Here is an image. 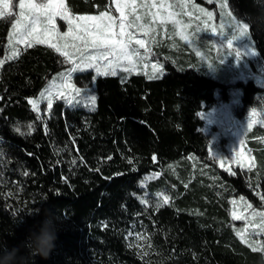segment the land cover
Masks as SVG:
<instances>
[{
    "label": "trees",
    "instance_id": "16d2710c",
    "mask_svg": "<svg viewBox=\"0 0 264 264\" xmlns=\"http://www.w3.org/2000/svg\"><path fill=\"white\" fill-rule=\"evenodd\" d=\"M65 2L74 15L113 11L111 0ZM227 4L244 20L261 7L257 0ZM12 20L0 18V60ZM249 33L264 67V29L254 25ZM179 55L175 62L157 58L164 73L154 79L77 72L73 82L93 87L95 103L58 100L44 117L28 100L66 69L64 58L34 44L1 66L0 172L6 184L0 185V239L19 245L48 211L57 215L59 231L50 257H37L36 264H262L264 251L236 235L231 201L243 197L257 207L264 170L219 169L208 155L199 113L229 102L233 88L242 91V112L257 108L264 89L251 80L219 83ZM189 157L207 177L191 178ZM172 164L178 176L169 172ZM152 173L159 176L143 185ZM163 192L171 204H144Z\"/></svg>",
    "mask_w": 264,
    "mask_h": 264
},
{
    "label": "rangeland",
    "instance_id": "374dc122",
    "mask_svg": "<svg viewBox=\"0 0 264 264\" xmlns=\"http://www.w3.org/2000/svg\"><path fill=\"white\" fill-rule=\"evenodd\" d=\"M202 1L205 2L208 7L198 4L195 0H190L186 8L182 11L179 7L180 0H164L165 3L174 6L172 11L178 14L176 18L181 20L184 25H188V27L184 29V33L188 39H181V36L177 34L179 29L171 23L164 26L157 24V32L155 34L156 42L149 43V51L146 53L143 48H139L133 44L132 47L136 48L139 53L138 56L133 57V64L135 66L132 67L127 61H124L120 66L116 67V75L113 76L118 75L125 77L129 74H142L148 79H154L160 77L164 73L161 62L158 61L157 58L161 56L162 58L171 61L174 60L175 62L177 58H181L179 55L181 54L190 58L194 67L204 71L209 77L219 83L234 85L237 82L245 83L251 80L255 86L264 89V67L258 60L257 53L255 52V54H252V52H249L250 47L255 51L252 40L251 44L246 38L235 40L233 41V48H229L227 42L224 41L221 46V42L224 38L211 34V27L206 31L197 32V26L204 29V23L202 22V20L205 19L204 17H202V20H196L195 18L190 20L189 17L184 14V12H193V17L201 15L200 13L193 11V5H198L206 11L212 12L213 20L210 23L216 25L218 30L220 29L221 23H223L225 25L223 31L225 34H228L230 31L228 25L232 22V17L227 15L230 10L228 7L223 9L220 7V4L225 3V0H211V2H209V0ZM139 2L140 0H138V3ZM159 2L160 0H157V3ZM14 5H18V0H14ZM111 5L113 11L109 13L118 19L119 13L116 11L113 0H111ZM14 11L16 13L19 12L18 6L14 8ZM56 23L59 31H67L68 26L65 21H62L57 17ZM10 31H12V29H10ZM133 31L135 30L133 29ZM136 35L139 38L147 39L139 32H136ZM25 47V45L16 44L15 42L10 45L7 37L6 52L0 61H3L4 63L10 61L14 58L9 59V57H12L14 50L18 53L20 49ZM234 47L241 52V57L238 60ZM197 52H200L199 56L196 54ZM77 63H79V60H77ZM100 63L104 64L106 62L101 61ZM65 64L66 69L62 71L64 73L73 67V65L67 61H65ZM2 65H0V68ZM125 68L129 70L124 71L123 69ZM88 71H93L94 75H97L95 68L84 69L83 71L77 72L83 73ZM110 71L111 70H109L108 75H111ZM74 74L75 73L69 77V82L80 89V94L78 96L75 92H72L71 89H61L58 87L64 82L58 73L55 75V79L53 78L34 99L38 102V110L34 111L32 105H30L32 110L41 117L48 115L50 110L48 109L47 99L41 98V93L44 92L45 97H47L48 93L45 89L50 88L52 84L57 86L51 87V98L53 103L58 100H63L67 105L73 103L82 106L91 105L92 102L88 97L89 95H94L93 87H80L76 85L73 82ZM59 91H63L65 96H73V102L69 104L66 99L59 98ZM241 94V89L233 88L230 90L231 97L229 102H219L209 109H202L199 113V117L204 122L202 132L209 137L208 155L215 161L219 169L228 174H234L235 168L240 170H264V93L262 94V99H259V106L257 108H247L243 112L241 111ZM217 95L218 94H216V96ZM253 109H255L254 115L252 114ZM249 121H252V128L250 130L247 129ZM241 140L243 141V144L240 143ZM237 153H242L243 155L238 157ZM238 159L240 160L239 163L237 162ZM187 161L192 166L191 178L195 177L196 174H200L204 177L208 176L206 168L200 166L193 157L187 158ZM253 163L255 164V167H251ZM168 170L173 176H178L175 164L170 165ZM158 176L159 173H152L146 176L142 184L144 185L146 182L153 178H157ZM262 178L264 179V177ZM185 185L187 186L188 184ZM165 197L168 198L167 204L164 203ZM240 198L232 199V201H236L235 205H233L231 201V217L234 210L237 214H243L249 219L254 210L256 212H264V200L261 199L260 193H258L259 205L257 207L252 204V208H247V204L250 202L245 199L241 200ZM143 202L146 206L159 207L171 204V199L163 192L157 194L155 198H145L143 199ZM245 209L247 210L245 211ZM234 221L236 222L235 232L237 237L241 240L237 233L242 232L245 234V239H249L247 234L252 232L253 228L251 227V224H249L248 219ZM259 221L260 217L257 216L252 222L259 223ZM256 231L259 230L257 229ZM257 239L264 241V233H261ZM242 242L250 249L256 246H249V243Z\"/></svg>",
    "mask_w": 264,
    "mask_h": 264
},
{
    "label": "snow or ice",
    "instance_id": "6c2138e0",
    "mask_svg": "<svg viewBox=\"0 0 264 264\" xmlns=\"http://www.w3.org/2000/svg\"><path fill=\"white\" fill-rule=\"evenodd\" d=\"M113 2L115 3L116 11L119 13L118 19L108 11H100L98 15H74L65 0H18V5H14V0H0V18H13L11 22L12 31L8 33L10 45L15 42L16 44H23L27 48H32L34 44H44L54 49L65 61L72 64L73 67L68 69L66 73H59L64 82L58 87L71 89L78 96L80 89L69 82V77L73 73L95 68L97 75H108L109 70H111V75H116V67L120 66L124 61L134 67L133 57L138 56L139 53L132 45L135 44L139 48H143L147 53L149 51V43L156 42L157 24L164 26L171 23L179 29L177 34L181 36V39H188L184 33V29L188 25H184L181 20L176 18L178 14L172 11L174 6L165 3L164 0H160L159 3H157V0H140L139 3L138 0H113ZM189 2L190 0H180V9L183 11ZM257 3L264 7V0H257ZM17 6L19 8L18 13L14 11ZM220 7L222 9L227 8V0H225V3L220 4ZM193 11L201 15L193 17V12H184V14L190 20L193 18L196 20H202V17L205 18L202 20L204 29L197 26V32L206 31L211 27V34L224 38L221 46L226 41L228 47L233 48V41L241 38L248 39L251 44L248 20L237 18L232 11H229L227 15L232 17V22L228 25L229 33L225 34L223 31L225 25L223 23H221L219 30L216 25L210 23L213 20L212 12L206 11L198 5H193ZM57 17L67 23V31L61 32L58 30ZM136 32H139L147 39L139 38ZM249 52L255 54L256 51L250 47ZM235 53L238 60L241 57V52L235 48ZM196 54L199 56L200 52ZM16 55L18 53L14 50L12 57H9V59ZM77 60H79V63H77ZM101 61L106 63L101 64ZM3 63V61H0V65ZM123 70L128 71L129 69L125 68ZM51 87L57 86L52 84ZM51 87L45 89L48 93L47 97H45L44 92L41 93V98L47 99L49 110L53 106ZM58 96L66 99L69 104L74 99L71 95L65 96L63 91H59ZM88 98L93 104L95 103L94 95H89ZM28 103L32 105L34 111L38 110V102L36 100L29 99ZM252 114H255V109L252 110ZM39 118L38 116L37 119ZM27 127L31 129L33 125H28ZM251 128L252 121H249L247 129L250 130ZM240 143L243 144V141L241 140ZM242 155V153H237L238 157ZM237 162L239 163L240 160L238 159ZM72 163H75V161ZM251 167H255V164L253 163ZM23 175L27 176L29 173L25 171ZM3 184H6V181L3 173L0 172V185ZM11 195L13 193L10 192L9 196ZM240 199L243 200L244 198L241 197ZM261 199L264 200V196ZM164 203H168L167 197L164 198ZM232 203L235 205L236 201H232ZM247 208H252V204H247ZM257 216L260 217L259 223H253L252 221ZM232 219H248L249 224L253 228V231L247 234L249 239L246 240L245 234L242 232L237 234L242 241L249 243V246L256 245L252 248L253 251H264V241L257 239L261 233H264V212H256L254 210L249 219L243 214H237L234 210ZM257 229L259 231H256Z\"/></svg>",
    "mask_w": 264,
    "mask_h": 264
},
{
    "label": "clouds",
    "instance_id": "9594fccd",
    "mask_svg": "<svg viewBox=\"0 0 264 264\" xmlns=\"http://www.w3.org/2000/svg\"><path fill=\"white\" fill-rule=\"evenodd\" d=\"M248 24L249 28L255 25L258 29H264V7H259L256 14L249 15ZM58 231L57 215L45 211L44 219L34 231H29L19 245L9 247L5 240L0 239V264H36L37 257L48 259L55 248ZM261 261L264 264V253Z\"/></svg>",
    "mask_w": 264,
    "mask_h": 264
}]
</instances>
